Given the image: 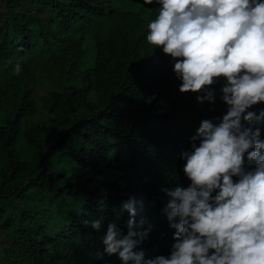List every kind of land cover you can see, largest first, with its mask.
Returning a JSON list of instances; mask_svg holds the SVG:
<instances>
[{
	"label": "trees",
	"instance_id": "16d2710c",
	"mask_svg": "<svg viewBox=\"0 0 264 264\" xmlns=\"http://www.w3.org/2000/svg\"><path fill=\"white\" fill-rule=\"evenodd\" d=\"M157 5L0 0V264H122L97 254L109 223L127 234L122 205L135 194L145 259L170 256L162 189L191 184L181 153L202 121L224 114L180 92L182 58L147 42ZM241 124L264 140V123ZM96 219L99 230L84 224Z\"/></svg>",
	"mask_w": 264,
	"mask_h": 264
},
{
	"label": "clouds",
	"instance_id": "9594fccd",
	"mask_svg": "<svg viewBox=\"0 0 264 264\" xmlns=\"http://www.w3.org/2000/svg\"><path fill=\"white\" fill-rule=\"evenodd\" d=\"M157 2L147 42L182 58L174 64L180 92H199L201 103L216 100L224 115L218 124L202 121L191 150L181 153L191 184L162 189L169 197L162 212L176 229L170 256L145 259L139 248L150 231L135 230L140 194L122 205L133 217L127 234L109 223L97 256L116 254L122 264H264V140L259 128L241 124L264 123V0ZM102 223L84 221L96 230Z\"/></svg>",
	"mask_w": 264,
	"mask_h": 264
},
{
	"label": "rangeland",
	"instance_id": "374dc122",
	"mask_svg": "<svg viewBox=\"0 0 264 264\" xmlns=\"http://www.w3.org/2000/svg\"><path fill=\"white\" fill-rule=\"evenodd\" d=\"M141 1L145 3V0H141ZM80 31H81V29L79 31H77V32H80ZM34 53H35V51H34ZM37 54L42 56V54H40V53H37ZM83 60H85V56H84ZM3 236L4 235H1V233H0V239L3 238Z\"/></svg>",
	"mask_w": 264,
	"mask_h": 264
},
{
	"label": "bare ground",
	"instance_id": "6f19581e",
	"mask_svg": "<svg viewBox=\"0 0 264 264\" xmlns=\"http://www.w3.org/2000/svg\"><path fill=\"white\" fill-rule=\"evenodd\" d=\"M62 8V7H61ZM173 147V146H172ZM171 148V147H170ZM155 155H157V154H155ZM157 157V156H156ZM163 158V157H162ZM157 159H158V157H157ZM156 159V160H157ZM164 159V158H163ZM181 160V159H180ZM183 161V160H182ZM170 162H173V161H170ZM177 162V161H176ZM172 164V163H171ZM174 164V163H173ZM171 172V171H170ZM104 246V245H103ZM96 250H98L97 248H96ZM101 251V250H100Z\"/></svg>",
	"mask_w": 264,
	"mask_h": 264
}]
</instances>
